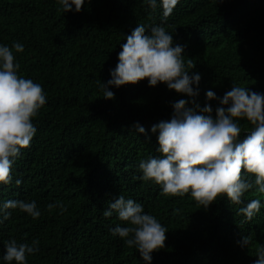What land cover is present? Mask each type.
<instances>
[{
    "label": "trees",
    "instance_id": "1",
    "mask_svg": "<svg viewBox=\"0 0 264 264\" xmlns=\"http://www.w3.org/2000/svg\"><path fill=\"white\" fill-rule=\"evenodd\" d=\"M0 264H264V0H0Z\"/></svg>",
    "mask_w": 264,
    "mask_h": 264
}]
</instances>
